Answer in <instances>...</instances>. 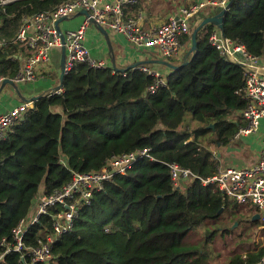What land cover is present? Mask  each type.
Masks as SVG:
<instances>
[{"label":"trees","instance_id":"trees-1","mask_svg":"<svg viewBox=\"0 0 264 264\" xmlns=\"http://www.w3.org/2000/svg\"><path fill=\"white\" fill-rule=\"evenodd\" d=\"M65 1L16 0L0 11V40L6 44L0 77L17 73V63L7 57L18 49L13 41L21 20ZM222 24L226 39L253 57L264 55V0H232ZM214 29L206 25L197 32L193 51L190 30L181 58L168 62L184 65L161 73L163 83L152 94L158 80L138 68L153 62L124 69L78 64L59 81V94L48 91L31 103L0 140V255L39 193L50 196L74 174L98 173L115 157L147 151L151 160L139 158L80 208L71 231L52 245L50 264H264V248L225 259L215 251L217 239L232 235L229 228L219 230L224 217L257 222L252 209L200 181L220 167L211 147H227L246 126L240 116L244 70L208 42ZM169 163L199 179L174 186ZM57 210L29 227L26 244L52 232ZM253 244L249 252L264 246L263 231ZM1 264H20L19 254L6 255Z\"/></svg>","mask_w":264,"mask_h":264},{"label":"built area","instance_id":"built-area-1","mask_svg":"<svg viewBox=\"0 0 264 264\" xmlns=\"http://www.w3.org/2000/svg\"><path fill=\"white\" fill-rule=\"evenodd\" d=\"M13 1L16 0H0V11ZM231 1L205 0L183 4L160 20L156 27L146 31L142 28L140 14L135 19L126 16L128 8H136L140 0H67L52 11L39 12L21 20L13 41L18 49L7 57L17 63L18 70L12 78L0 77V86L6 79L15 86H20L43 77L49 68L50 53L54 49H64V75L78 64L98 69L108 68L103 60L95 61L90 55L87 34L91 25L122 35L128 45L136 50L151 49L155 57L146 56L156 61L170 62L172 59H179L185 50L183 40L190 34V21L205 7L229 11ZM82 11H85L86 15H81ZM78 14L81 15V21L76 28L63 30L60 27V20H68ZM208 42L223 57L241 65L244 70L242 100L246 106L240 116L246 126L239 131L236 138L255 132L260 120L264 119V55L260 57L249 55L242 45L222 38L216 27ZM5 45L4 41L0 40V49ZM138 70L153 76L156 80L161 76L159 71L146 65L139 66ZM161 83L163 81L158 80L156 85L149 88V92L154 93L156 86ZM60 92V89L51 90L52 94ZM30 107L31 104L21 102L0 114V140L23 120ZM143 157L151 160L147 151L115 157L98 173L74 174L69 184L50 196L39 193L27 218L21 220L13 231V243L4 244L0 264L6 255L12 253L19 254L20 264H50L52 245L71 231L80 208L90 203L93 193L101 190L103 183L111 181L114 176L124 175L134 162ZM167 165L174 186L180 187L192 179H199L189 169L178 164ZM200 181L203 185H214L237 205L252 208L253 214L259 215L256 220L260 224L259 229L264 230V136L261 139V150L251 166L219 167L213 177ZM56 206L59 210L51 216L52 232L38 237L35 245L26 244L24 238L29 227Z\"/></svg>","mask_w":264,"mask_h":264},{"label":"crops","instance_id":"crops-1","mask_svg":"<svg viewBox=\"0 0 264 264\" xmlns=\"http://www.w3.org/2000/svg\"><path fill=\"white\" fill-rule=\"evenodd\" d=\"M203 1L205 0H182L181 4H186V3L189 4V3L203 2ZM139 6L140 4L137 6L138 7L137 11L134 10L135 8H128V12L126 13V16L128 18L135 19L136 17H138V14H140L142 18L141 21L142 28L146 31H150L152 28L156 27V25L160 23L159 22L160 20L164 19L167 15L170 14L168 13L165 15V17L159 19L154 23H151L150 25L151 28L146 27L147 15L143 13V10H141ZM206 8H213V7H205L204 9ZM192 20L190 21V23L192 22ZM80 21H81V15L78 14L68 20L62 21L60 27L63 30L74 29L79 25ZM96 29H97L96 33L98 35H94V32L96 30L88 31L87 34V46L91 57L95 61L103 60L107 66L112 67L114 65V67L118 69H124L126 67L134 66L142 62L156 61L152 57L146 56V55H151L155 57L151 49L136 50L130 45H128L127 41L122 35L106 31L107 32V38H106V36L101 32V30L98 27H96ZM63 55L64 54L62 53L61 50H57V49L52 50L50 53V65L49 68L47 69V72L44 73L43 77L38 78L35 82L20 85L19 86L20 90L18 89V92L15 91L16 93H14V97L13 98L8 97L10 100L0 98V114L10 110L12 107L22 102L17 97V93H19L23 99L29 100L35 96L42 95L45 92L51 91L54 88H56L60 80V64ZM149 65H151L152 68L162 73L157 67L158 64L150 63ZM21 91L23 92V94H21ZM25 93L31 95V98H28L26 95L24 96ZM263 136H264V119L260 120L259 127L255 132L246 135H239L237 138L235 137L234 139L235 142L233 145L234 148H232L231 145H228L225 148L226 149L225 161L222 165L220 164L219 165L222 168L231 167V166L234 168L251 166L256 161L257 155L261 150V139L263 138ZM234 150H238L240 152V155L238 157L234 156L235 157L234 158L233 156H231ZM246 155H248L247 161L242 162L243 157L244 156L246 157ZM220 157L221 155L218 154V159ZM234 163L236 164L235 166H233Z\"/></svg>","mask_w":264,"mask_h":264},{"label":"rangeland","instance_id":"rangeland-1","mask_svg":"<svg viewBox=\"0 0 264 264\" xmlns=\"http://www.w3.org/2000/svg\"><path fill=\"white\" fill-rule=\"evenodd\" d=\"M181 3H182V0H140L139 8L141 10H143V13L145 15H147L146 27H150L151 23H154V22L158 21L159 19L165 17L166 14L176 11V9L179 6L183 5ZM217 12L218 11L214 8H206V9L202 10L199 14H197L193 18L192 22L189 25L190 30L192 31L196 27V25H198L202 21V19L204 17L213 16ZM91 30H96L94 32V35H98L96 33L97 29L94 25L90 26L89 31H91ZM171 61H175V59H172ZM157 67L159 68V70L163 74L169 70V68H167L166 66L157 65ZM18 89H19V87H18ZM14 93H16V92H15V90H13V88H11L9 86H5L4 89L0 92V98L10 100L9 98L14 97ZM21 94H23L22 91H21ZM25 95L28 98H31V95H29L27 93H25L24 96ZM234 142H235V140L233 142H231V144H229V145H231L232 148H234V146H233ZM225 148L226 147H224V148L211 147V150L215 156V159L218 160L220 165H222L225 161V157H226V153H225L226 149ZM218 154L221 155V157L219 159H218ZM233 154H235V155H233ZM233 154L231 156L238 157L240 155V152L238 150H234ZM247 156L248 155H246V157L245 156L243 157L242 162L247 161V158H248ZM235 165L236 164L234 163L233 166H235ZM187 184H188V182L180 185V187H184ZM182 189H184V188H182ZM248 209H252V208H248ZM246 216H248V214H245V216H244L245 219H246ZM251 219H252V217H251ZM233 222H234L233 218H227V217H224V219H222V221L220 222L219 230L229 228L232 232L231 236L219 238L216 241L215 251H218L221 254L223 259L228 258V257L235 255V254H240V255L254 254V253H257V251L259 249L264 248V246H261V247L257 248V250L255 252H249V250H251V248L254 245L253 243L256 242L257 239L261 236V231L264 232V230L259 229V227H260L259 223H256L255 225H250L248 222L247 223H239L237 221H235L234 223ZM235 223H236V225L234 226ZM199 237H201L199 234L196 236H193L192 241L199 239Z\"/></svg>","mask_w":264,"mask_h":264},{"label":"water","instance_id":"water-1","mask_svg":"<svg viewBox=\"0 0 264 264\" xmlns=\"http://www.w3.org/2000/svg\"><path fill=\"white\" fill-rule=\"evenodd\" d=\"M227 12L228 11L220 10L215 15L210 16V17H206V18L202 19V21L192 30V33H191V48H190L191 51H193L194 48H195V46H196V34H197V32L201 28H203L204 26H206V25H211L213 27H216L219 30V32L221 34V37L222 38H225V36L223 34V24H222V20H223V17L225 16V14ZM80 14L81 15H86V12L85 11H82ZM62 21H64V19L63 20H60L59 23H61ZM59 23H57V25ZM98 28L101 30V32L107 38V32L104 29L100 28V27H98ZM61 51L64 54V49L63 48L61 49ZM153 63H156L158 65H162V66H166V67H168L169 69H171L173 71H176V70L180 69L184 65V63H183L182 65H180V66L177 67V66H173V65L169 64L168 62L161 61V60L154 61ZM236 65H238V64H236ZM238 66H240L241 68H243L241 65H238ZM112 68H115L114 65L112 66ZM63 71H64V55L62 57L61 64H60V80L59 81H62V79L64 77ZM122 71H126V70H122ZM5 86H9V87L13 88V90H15L16 92H18V87L19 86H15L11 81H9L7 79L2 82V84L0 86V92L4 89ZM59 87H60V84L56 88H54V89L55 90L56 89H59ZM41 96L42 95L35 96V97L27 100V99H23L21 97V95L19 93H17V97L22 102L29 103V104L33 103L34 101H36L37 99H39ZM208 128H213V125L209 126ZM221 211L222 210H220L219 213H221ZM258 218H259V215L258 214H254L252 216V222H256V220H258ZM235 225H236V223L234 224V226Z\"/></svg>","mask_w":264,"mask_h":264}]
</instances>
